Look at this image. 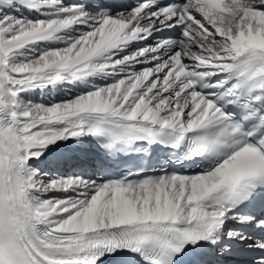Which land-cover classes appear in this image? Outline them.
Masks as SVG:
<instances>
[{
	"label": "snow or ice",
	"instance_id": "obj_1",
	"mask_svg": "<svg viewBox=\"0 0 264 264\" xmlns=\"http://www.w3.org/2000/svg\"><path fill=\"white\" fill-rule=\"evenodd\" d=\"M0 264H264V0H0Z\"/></svg>",
	"mask_w": 264,
	"mask_h": 264
}]
</instances>
